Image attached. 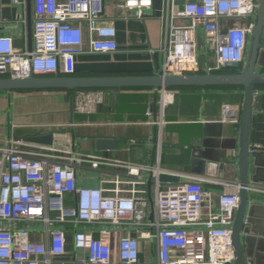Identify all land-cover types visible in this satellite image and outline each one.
<instances>
[{
	"label": "built area",
	"instance_id": "1",
	"mask_svg": "<svg viewBox=\"0 0 264 264\" xmlns=\"http://www.w3.org/2000/svg\"><path fill=\"white\" fill-rule=\"evenodd\" d=\"M110 1L125 19L154 15L155 0ZM11 4L25 12L26 0ZM256 8L257 0H184L182 9L178 0H162L160 74L193 75L202 69L199 31L209 50L204 73L244 63ZM31 10L29 50L28 44L18 50L11 37L0 36V78L72 76L77 56L117 50V32L103 18L105 0H32ZM226 20L245 22L223 27ZM157 93L158 116L146 122L157 130L150 166L93 154L71 156L17 141L0 144V264H233L231 233L239 185L161 166L163 110L172 97L163 88ZM74 102L77 110L90 114L103 101L100 91H89L80 92ZM145 115L152 118L150 110ZM221 116L220 122L238 125L241 110L224 104ZM83 167L101 172L98 186L78 184L77 169ZM108 168L124 174L111 175ZM162 176L177 183L162 181ZM213 188L223 190L216 199ZM141 242L155 256L152 260L142 262Z\"/></svg>",
	"mask_w": 264,
	"mask_h": 264
},
{
	"label": "crops",
	"instance_id": "2",
	"mask_svg": "<svg viewBox=\"0 0 264 264\" xmlns=\"http://www.w3.org/2000/svg\"><path fill=\"white\" fill-rule=\"evenodd\" d=\"M32 0H26L25 12L20 6H12L11 0H1L0 36L13 39L16 49H24L28 44V24L32 22ZM162 0H155L153 14L142 20L119 17L113 9V3L105 0L104 22L117 32V50L106 55L85 53L75 59L76 76L89 75H152L161 72L163 56L159 47L163 42V23L160 20ZM30 13L28 17V9ZM25 21V22H23ZM245 22V21H244ZM244 22L223 21L222 26L243 25ZM197 59L201 70L209 65V50L204 35L199 31L197 37ZM150 50L155 51L154 55ZM255 101L251 109L249 150H264V88L254 91ZM172 102L163 110L166 122L162 134L161 166L174 172L190 173L192 155L199 151L200 158L206 162H215L222 166V180L237 184L238 172L235 164L238 160L239 124H224L221 120V108L230 104L242 112V91L239 89L210 88L178 90L168 93ZM241 95L240 100H234ZM102 103L97 104L90 114L77 108L70 113V103L64 92L37 91L0 93V144L16 141L15 137L51 133L54 149L76 154H93L118 162L150 166L153 164L152 139L156 128L146 124L157 118L159 113V93L151 89L106 90L101 92ZM174 96L176 99L174 100ZM157 103L155 104L154 98ZM197 102L193 110L190 101ZM150 110L152 118L145 115ZM7 113V114H6ZM3 116V118H1ZM70 125H73L71 128ZM71 131L75 137L72 146ZM113 138V150L96 151L95 140ZM24 144L30 142L21 141ZM20 142V143H21ZM36 145V144H32ZM41 145V144H39ZM37 145V146H39ZM45 146V145H43ZM50 147V146H48ZM68 153V154H69ZM110 174H124L122 170L108 168ZM78 184L83 187H95L99 184L100 171L88 167L77 169ZM102 171V170H101ZM103 172V171H102ZM206 177V176H205ZM142 178L146 181L148 197L152 190L148 173ZM176 183L175 181H169ZM264 190V184L251 189ZM251 191L250 202L264 206V194ZM213 198L223 192L220 188L211 190ZM246 235L248 231H243ZM38 240V235H33ZM68 251L71 250L70 235H67ZM142 262L155 256L147 254V245L141 242Z\"/></svg>",
	"mask_w": 264,
	"mask_h": 264
},
{
	"label": "water",
	"instance_id": "3",
	"mask_svg": "<svg viewBox=\"0 0 264 264\" xmlns=\"http://www.w3.org/2000/svg\"><path fill=\"white\" fill-rule=\"evenodd\" d=\"M184 0H178L180 9ZM253 23L250 27L247 42V52L244 63L227 64L226 69L235 70L227 73H202L193 75H166L155 71L152 75H89V76H54V77H29L13 79L0 78V93L12 92H37V91H89V90H124V89H151L157 92L167 88H227L242 89V112L239 124L238 160L235 164L238 172L237 185H239V206L234 214L232 227V241L234 261L233 264H264V206L252 204L251 187L264 184V150H249V136L251 123V109L255 101L253 97L256 88L264 86V0H257ZM30 7L28 9V17ZM30 19V17H29ZM28 50L31 47L30 22L28 24ZM157 103L156 97L154 98ZM73 107L70 104V113ZM72 146L74 144L73 131ZM17 142L25 141L36 145H53L52 134L41 133L38 135H23L15 137ZM155 142V136L152 143ZM113 138L95 140L96 151L113 150ZM154 157V152L153 156ZM190 173L193 175L222 178L223 168L215 162L209 163L200 158L199 151L192 155ZM162 181L177 180L162 176ZM150 181L148 182V186ZM248 231L246 235L243 231ZM79 252V251H78Z\"/></svg>",
	"mask_w": 264,
	"mask_h": 264
},
{
	"label": "trees",
	"instance_id": "4",
	"mask_svg": "<svg viewBox=\"0 0 264 264\" xmlns=\"http://www.w3.org/2000/svg\"><path fill=\"white\" fill-rule=\"evenodd\" d=\"M233 71H235V70H231V69H229V68H223L222 70H220V71H216L215 73H227V72H233ZM197 74H202V73H204L203 71H198V72H196ZM72 76H76V73H74V74H72ZM228 88H231V89H239V90H241L242 91V89L241 88H236V87H227V88H225V89H228ZM262 88H264V86H262V87H260V88H256L255 90H258V89H262ZM193 89H196V88H193ZM193 89H190V88H176V89H174V88H167L166 90H168V91H170V92H176V91H178V90H193ZM55 91H60V90H55ZM55 91H50V92H55ZM89 91H100V92H104L105 90H89ZM89 91H81V90H79V91H73L72 93H69V92H66V91H60V92H64V94L66 95V98H67V100H68V102L72 105V107H73V110L76 108V102H74V98L80 93V92H89ZM20 92H27V91H20ZM20 92H17V93H20ZM241 97V95H239V96H235L234 97V100L236 101V100H240V99H242V98H240ZM176 99V97L174 96V100ZM197 104V102H194V100L193 101H190L189 103H188V105H189V107H191V109L193 110V108H194V106Z\"/></svg>",
	"mask_w": 264,
	"mask_h": 264
},
{
	"label": "rangeland",
	"instance_id": "5",
	"mask_svg": "<svg viewBox=\"0 0 264 264\" xmlns=\"http://www.w3.org/2000/svg\"><path fill=\"white\" fill-rule=\"evenodd\" d=\"M242 22V21H241ZM7 114V113H6ZM1 118H3V116H1Z\"/></svg>",
	"mask_w": 264,
	"mask_h": 264
}]
</instances>
